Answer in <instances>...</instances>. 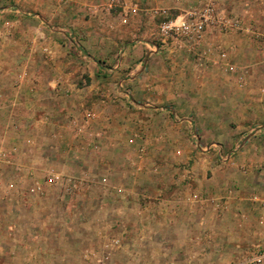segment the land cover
Returning <instances> with one entry per match:
<instances>
[{
    "label": "rangeland",
    "instance_id": "rangeland-1",
    "mask_svg": "<svg viewBox=\"0 0 264 264\" xmlns=\"http://www.w3.org/2000/svg\"><path fill=\"white\" fill-rule=\"evenodd\" d=\"M243 1L240 9L246 10L247 17H253L255 0ZM205 2L0 0V45L5 46L0 54H4L6 61L17 59L24 66L17 74L20 83L28 81L33 73L38 78L54 76L57 80L69 75L67 90L63 94L57 88V92L64 101L75 103L73 109L80 114L75 116L78 125L84 126L86 113L95 115L80 133L75 124L74 131H70L80 134L76 140L83 144L78 152L71 145L68 157L83 163L72 161L65 168L55 153V163L44 164L39 178L33 179L42 182L50 171L73 179L70 191L64 189L69 187L65 184L64 188L47 186L43 195L35 197L51 198L58 206L55 218L73 222L69 231L85 242V249L81 250L86 264H205L202 258L206 253H191L193 245L189 242L173 244L156 235L154 241L145 244L141 234L145 201L153 206L158 201L145 198L142 189H146L143 186L147 177L143 179V175L154 179L149 180L153 186L168 188V199L175 189H181L185 195L199 188V182L193 181L196 178L201 182L203 177L206 182L213 176L224 175L232 179L229 190H233L245 179L244 175L264 170V163L260 162L264 114H260L259 108L264 84H255L258 73L236 65L226 51L227 63L206 58V49H213L216 55L222 52L220 43L213 47L204 40L197 51L188 47L174 50L170 46L167 53L163 51L147 63L142 55L134 62L143 66L137 82L132 79V68H118L137 42L158 43L159 28L164 21ZM235 2L232 1L231 8L238 6ZM250 20V27L259 29L256 33L260 34L264 24ZM261 41L264 43V39ZM174 63L181 66L175 68ZM211 63L230 75L229 82L216 84L205 77L206 71L213 68ZM228 64L236 67V71H230ZM239 74L245 76L244 84L238 82ZM252 77L253 81H248ZM208 80L212 82L206 83ZM255 88L257 92L253 91ZM165 92L178 98L161 104L144 96H165ZM155 108L160 110L154 112ZM159 176L166 179L158 180ZM18 186L21 191L28 187V182ZM57 189L63 190L62 195ZM97 190L102 195L95 194ZM126 190H133L132 196H126ZM23 197L25 202L29 201L28 196ZM47 205L41 207L42 217L49 211ZM110 219L118 220L117 224L110 226ZM81 222L85 225L78 228ZM171 235L170 240L174 238ZM116 241L118 246L114 244ZM17 248L11 247L6 254L15 258ZM227 248L230 264H242L234 248ZM128 249L132 256L121 258ZM0 264H5L4 259L0 258Z\"/></svg>",
    "mask_w": 264,
    "mask_h": 264
},
{
    "label": "crops",
    "instance_id": "crops-1",
    "mask_svg": "<svg viewBox=\"0 0 264 264\" xmlns=\"http://www.w3.org/2000/svg\"><path fill=\"white\" fill-rule=\"evenodd\" d=\"M232 1H236L238 8H231ZM232 1L219 0V3L227 13L242 18L247 26H250V19L255 24H264V6H259L261 0L253 2L255 6L253 17H247L246 10L240 9V6L245 4L243 0ZM185 12H180L177 16ZM245 37H249L252 42ZM263 39L264 30L260 31L259 35L255 34V31L220 33L210 30L206 34L205 42L213 47L220 43L219 49L228 52L230 60H234L236 65L258 73L259 81L256 79L255 84L259 85L264 84L262 80L264 79V43L261 41ZM161 45L160 37L157 44L149 41L137 42L129 49L128 58L126 57L127 59L118 68H132V79L137 82L143 66L139 63L134 65V62L142 55L145 56V63L161 55L163 51L158 52L159 54L154 52L156 47ZM4 48V45H0V53ZM30 50L34 51V47H30ZM164 52L167 53V50ZM16 60L6 61L4 54H0V158L9 156L14 164L8 166L0 163V258L4 259L5 264H86L81 250L85 249V242L78 235H71L69 231L70 227H73V222L69 219L55 218L58 206L51 198L46 196L44 200L37 199L35 197L37 195L29 193L33 179L41 175L40 167L54 162L55 153L59 155L65 168L72 161L83 163V160L68 157V149L71 145L78 152L80 145L83 144L82 141L76 140L80 135L70 133L71 130L74 131L72 127L74 121H78L75 116L78 117L80 114L73 109L75 103L64 101L63 96L57 92L60 90L64 94L67 90L69 75H62V78L60 77L62 80H57L54 76L47 79L38 78V75L33 73L28 81L20 83L17 74L20 69H24V66H20ZM212 65L215 64L211 63ZM174 66L177 68L181 64L174 63ZM212 67L206 71L205 77L216 84L229 82L230 75L221 72L215 66ZM232 76H236L235 73ZM209 80L206 83L212 82ZM248 81H253V77ZM196 82L199 83L198 79ZM253 91L257 92L258 88ZM166 92L165 96L151 97L150 94L144 96L149 101L152 99L161 104L178 98L177 95ZM260 102H262L259 106L260 114H264V98ZM154 110L156 112L160 109ZM73 118L75 119L72 121ZM261 147L263 154L260 162L264 163V143ZM244 176L245 179L239 183L238 188L233 190H229L232 179L224 175L213 176L206 182L203 181V177L201 182L196 178L193 181L199 182V188L185 195L182 194L181 189H175L167 199L169 189L153 186V181L149 180L154 179L148 174L143 175V179L147 177L143 186L146 189H142L145 198L148 200L156 198L158 201L157 206L145 201L147 205L144 207L145 216L141 223L143 241L145 244H150L155 236L159 235L164 242L173 244L189 242L193 245L191 253L198 251L206 253L202 258L205 264H230L228 253L230 248H227L229 246L234 248L239 255L238 261L242 260V262L264 250V170ZM157 178L166 179L164 176ZM174 179L176 177H173V181ZM25 181L28 182V187L19 191L18 183ZM10 183L16 186L11 189L8 186ZM156 187L157 189H154ZM57 190L62 195L63 190ZM126 191V196H132L133 190ZM20 192L26 194L22 195ZM80 194L85 195V193ZM95 194L102 195L98 190ZM23 196H28L29 201L25 202ZM170 198H172L171 205ZM43 202L48 204L49 210L44 217L40 215L41 207L45 205ZM110 220V226L118 222V220ZM125 221L127 226L128 220ZM84 225L81 222L77 227L81 228ZM170 233L174 237L171 240L168 236ZM11 247H19L17 248L19 253L15 258H10L6 254ZM130 253L128 249L121 258L129 259L132 256Z\"/></svg>",
    "mask_w": 264,
    "mask_h": 264
},
{
    "label": "built area",
    "instance_id": "built-area-1",
    "mask_svg": "<svg viewBox=\"0 0 264 264\" xmlns=\"http://www.w3.org/2000/svg\"><path fill=\"white\" fill-rule=\"evenodd\" d=\"M164 14H166L165 11ZM159 30L162 45L156 47L154 51L156 53L166 51L170 46L174 47V50L188 47L191 51H197L202 46L206 34L210 30L219 31L220 33L255 31V34L259 35V33H256L257 29L247 26L242 18L227 13L220 6L219 0H206L203 5L191 7L182 15L164 21L160 25ZM204 55L206 58L209 57L210 60L217 58L222 63H227L229 58L226 52L222 51L216 55L215 51L211 48L206 49ZM199 60L201 61L202 59L200 58ZM213 62L215 61L213 60ZM228 67L230 71H236V67L230 66V64H228ZM237 79L239 83H245L244 75L239 74ZM94 119V114L86 113L83 120L84 126H79L78 122L74 121V124L79 128L78 133L81 132V128L88 127ZM2 158H0V163L11 164L12 160L10 158L6 156ZM70 183H73L72 178L66 177V175L61 173L50 171L44 181H33L29 193L32 195H43L45 187L47 186L60 185L63 187L64 184L69 186ZM9 185L10 188L14 187L11 183ZM64 189L70 191L71 187H65ZM114 244L118 246L119 241L114 242ZM242 264H264V250L255 253L253 257L243 261Z\"/></svg>",
    "mask_w": 264,
    "mask_h": 264
}]
</instances>
